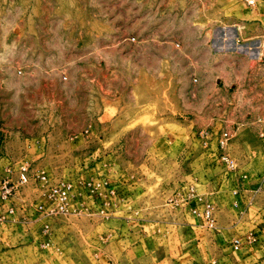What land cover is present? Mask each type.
<instances>
[{
    "label": "rangeland",
    "instance_id": "rangeland-1",
    "mask_svg": "<svg viewBox=\"0 0 264 264\" xmlns=\"http://www.w3.org/2000/svg\"><path fill=\"white\" fill-rule=\"evenodd\" d=\"M0 157V194L29 174L0 199L18 221H0V264H149L135 221L193 217L198 193L216 222L234 189L264 188V18L245 0H0ZM148 230L177 252L174 226ZM244 258L221 264H264Z\"/></svg>",
    "mask_w": 264,
    "mask_h": 264
},
{
    "label": "crops",
    "instance_id": "crops-1",
    "mask_svg": "<svg viewBox=\"0 0 264 264\" xmlns=\"http://www.w3.org/2000/svg\"><path fill=\"white\" fill-rule=\"evenodd\" d=\"M246 2V1H245ZM246 5L254 12L256 19L258 17L264 18V0H255L253 5ZM5 157H0V162L4 161ZM6 160V159H5ZM85 183L88 186L91 184L89 181ZM93 185V184H92ZM86 190L87 187H84ZM90 189V188H89ZM91 186L90 192L93 195L96 193V198L105 199L106 204L100 205L101 212L109 211L112 202L110 193L105 189L99 190ZM221 187L217 188V193H220ZM87 191V190H86ZM101 191V192H100ZM233 195V208L235 212L225 208L222 216H218L215 222L214 229H207L204 227L201 218L193 213V217H189L185 213V206L178 214L177 218L172 220L153 219L148 222L143 220L135 221L132 228L137 229L134 240L131 241L135 247H139L143 253H149L151 262L149 264H221L226 258L230 257L232 251H240V256H245L246 259H255L258 253L264 252V188H236L232 192ZM195 195H202L196 193ZM119 199L125 198V195L118 194ZM1 199V198H0ZM185 201V198H184ZM197 204L195 198L187 205L193 208ZM97 205L96 203L92 206ZM120 205V204H119ZM185 205V203H184ZM11 206L7 201L1 206L0 215L11 214L7 211ZM96 207V206H95ZM87 205L81 206L82 212H90ZM97 208V207H96ZM188 208V207H187ZM7 225H14L18 221L15 219H5ZM117 223L121 228H125V219H108L107 223ZM169 222V223H168ZM132 221H128L126 225H131ZM150 224L163 225V227H175V234L177 236V243L179 244L177 252H173V247L167 240L166 230L159 232L158 230H148ZM122 225V226H121ZM139 226V228H138ZM142 227V228H140ZM145 228V229H144ZM129 232L132 233V232ZM139 231V232H138ZM253 231L257 240L253 244H243L238 250L233 249L232 241L234 238L241 237L247 232ZM149 234V237H146ZM135 235V234H134ZM232 248V251L229 249Z\"/></svg>",
    "mask_w": 264,
    "mask_h": 264
},
{
    "label": "built area",
    "instance_id": "built-area-1",
    "mask_svg": "<svg viewBox=\"0 0 264 264\" xmlns=\"http://www.w3.org/2000/svg\"><path fill=\"white\" fill-rule=\"evenodd\" d=\"M248 5H253L255 3V0H245ZM230 138V134L228 132H223L220 144L221 146L224 145L225 141ZM228 166L233 167L234 162L232 159H230L227 156H222L221 158ZM29 174H28V166L26 164H22L19 167L18 171V178L15 182H12L10 184H6V182L3 183L1 186L2 191L0 194V198L7 199L8 196H10L11 193H14L21 184L25 183L28 180ZM37 178L40 180H45L46 176L44 174L37 175ZM71 190H72V184L68 181H61L57 184L49 187L48 189V198L52 203V208L50 209V212L53 211L57 212H66L69 198L71 196ZM193 191V189H191ZM194 198L197 202V204L191 209V211L195 214H197L202 222L205 228L207 229H214L215 228V218L213 216V210H212V204L209 201L203 200L201 195H195ZM199 205L202 206V208H199ZM7 211L9 213H13L14 209L12 206H9ZM5 216L4 214L0 215V221L4 220ZM257 240V237L253 231L247 232L245 235L241 237L234 238L232 241V247L235 250H238L243 244H253Z\"/></svg>",
    "mask_w": 264,
    "mask_h": 264
}]
</instances>
